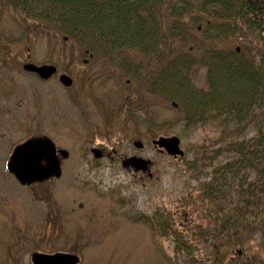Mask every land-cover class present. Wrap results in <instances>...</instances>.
<instances>
[{"label":"rangeland","instance_id":"374dc122","mask_svg":"<svg viewBox=\"0 0 264 264\" xmlns=\"http://www.w3.org/2000/svg\"><path fill=\"white\" fill-rule=\"evenodd\" d=\"M4 2L0 264H33L36 251L73 253L80 264H264L259 234L246 226L238 236L229 230L216 237L219 221L212 220L202 199L215 170L236 158L215 151L255 135L256 123L230 118L188 125L176 102L144 90L149 84L141 76L87 59L80 63L72 41L32 32V21L23 23L21 11L7 3L2 7ZM237 38L230 45L239 50L247 39ZM26 63L55 64L59 72L43 79L23 69ZM63 74L73 78L72 85L61 82ZM192 77L198 89H207L205 68ZM252 108L261 121V109ZM42 134L69 151L64 173L48 183L22 186L6 168L7 154ZM161 136H178L184 156L156 147L153 141ZM95 149L114 160L97 159ZM133 157L145 162L142 169L123 167ZM161 213L171 222L164 219L161 225ZM9 230L14 243H8ZM174 232L190 245L188 251L177 248Z\"/></svg>","mask_w":264,"mask_h":264},{"label":"trees","instance_id":"16d2710c","mask_svg":"<svg viewBox=\"0 0 264 264\" xmlns=\"http://www.w3.org/2000/svg\"><path fill=\"white\" fill-rule=\"evenodd\" d=\"M4 1L2 7L21 11L23 23L32 21V32L72 41L80 63L141 76L149 84L144 90L176 102L188 125L230 118L256 123L255 135L215 151L236 158L215 170L202 199L219 221L216 237L229 230L238 236L249 226L264 245V0ZM243 35L241 49L230 45ZM198 68L206 69L205 90L193 81ZM158 217L161 225L171 222L165 213ZM172 234L178 249H190Z\"/></svg>","mask_w":264,"mask_h":264},{"label":"water","instance_id":"95a60500","mask_svg":"<svg viewBox=\"0 0 264 264\" xmlns=\"http://www.w3.org/2000/svg\"><path fill=\"white\" fill-rule=\"evenodd\" d=\"M24 69L37 73L41 78L52 77L57 68L54 65H36L27 63ZM61 82L66 86L72 84V79L68 75L60 77ZM180 138L178 136L160 137L155 144L165 149L172 156H184V151L180 148ZM65 157L67 151L60 150ZM142 161L134 158L131 165L136 169H141ZM8 169L14 173L18 181L23 185H30L35 182H43L53 176L60 177L62 174L60 159L54 142L48 137L41 136L29 139L19 145L8 162ZM33 264H78L80 258L69 253L44 254L35 253L32 257Z\"/></svg>","mask_w":264,"mask_h":264},{"label":"flooded vegetation","instance_id":"af4514ba","mask_svg":"<svg viewBox=\"0 0 264 264\" xmlns=\"http://www.w3.org/2000/svg\"><path fill=\"white\" fill-rule=\"evenodd\" d=\"M48 64V63H47ZM24 66V65H23ZM30 73H32V72H30ZM34 75H36V76H38L36 73H33ZM6 101H7V98H2L1 99V101H0V113L1 112H5L6 111V108H3L4 106L3 105H5V103H6ZM36 136V135H35ZM30 137H32V136H30ZM0 138H1V135H0ZM55 141V140H54ZM56 142V141H55ZM20 143V142H19ZM18 144V143H17ZM16 144V145H17ZM16 145H15V147H16ZM98 145V144H97ZM95 146V147H99L100 149L101 148H104V147H102V146ZM14 148V147H13ZM14 150V149H13ZM12 150V151H13ZM11 151V153H9V154H7V157H6V161H8V159H10V157L12 156V152ZM95 152V154H93V156L94 157H96L97 159H102V158H107V159H109V160H114V156H112V154H109V153H107V155L104 153V151L103 150H98V149H95V150H93V153ZM70 157V156H69ZM69 157H67L66 159H61V163H62V170L64 171V164H65V162H64V160H67ZM134 158V157H133ZM133 158H131L130 160H127V161H125L122 165H123V167L124 168H127L128 166H131V167H133L132 165H131V160L133 159ZM143 163H145V162H143ZM62 173H64V172H62ZM63 175V174H62ZM13 177L15 178V176L13 175ZM62 177V176H61ZM60 177V178H61ZM16 179V178H15ZM53 180H57L56 178H54V177H52L50 180H47L46 182H43V183H48V181H53ZM0 210H3L2 208H0ZM1 222H2V220H0ZM7 222H9V220H7ZM7 226V225H6ZM8 227V226H7ZM9 237L10 238H12V239H8V243H14L15 242V238H13V237H16V236H13L12 235V232H11V230H9ZM8 237V238H9ZM36 252H38V251H36ZM35 252V253H36Z\"/></svg>","mask_w":264,"mask_h":264}]
</instances>
